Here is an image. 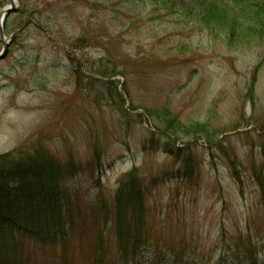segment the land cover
<instances>
[{"label": "rangeland", "instance_id": "rangeland-1", "mask_svg": "<svg viewBox=\"0 0 264 264\" xmlns=\"http://www.w3.org/2000/svg\"><path fill=\"white\" fill-rule=\"evenodd\" d=\"M15 2L0 162L37 147L74 157L73 197L91 208L81 236L94 245L103 231L110 263L112 224L93 220L133 171L148 197L142 264H264V40L230 45L194 17L200 0ZM165 108L181 130L152 112ZM72 239L73 262L93 264V245ZM30 251L62 264L60 247Z\"/></svg>", "mask_w": 264, "mask_h": 264}, {"label": "trees", "instance_id": "trees-1", "mask_svg": "<svg viewBox=\"0 0 264 264\" xmlns=\"http://www.w3.org/2000/svg\"><path fill=\"white\" fill-rule=\"evenodd\" d=\"M254 1L200 0L190 7L196 19L211 29L220 28L227 43L239 46L264 40V3ZM152 112L181 130L178 116L169 109ZM153 113L149 112L150 116ZM73 158L60 165L44 148L37 147L33 153L22 152L0 162V264H35L30 248L36 253L47 246L60 247L62 264H75L66 248L70 239L73 237L75 249L80 247L82 253L84 245H93L81 236L91 208H84L73 197L70 182L77 173V166L71 165ZM132 172L123 179L113 200L102 199L100 212L93 210L96 225L112 224L118 251L110 263L102 231L93 247L89 245L93 264H142L141 252L149 242L148 197L143 178Z\"/></svg>", "mask_w": 264, "mask_h": 264}, {"label": "water", "instance_id": "water-1", "mask_svg": "<svg viewBox=\"0 0 264 264\" xmlns=\"http://www.w3.org/2000/svg\"><path fill=\"white\" fill-rule=\"evenodd\" d=\"M17 5L15 0H11L10 5H8L7 7L4 8V10L2 11V14L0 16V37H1V41L3 42L4 45V50L0 53V60H2L7 52V45H8V40L6 38V34L4 31V26L7 20V17L12 13L15 12L17 10Z\"/></svg>", "mask_w": 264, "mask_h": 264}]
</instances>
